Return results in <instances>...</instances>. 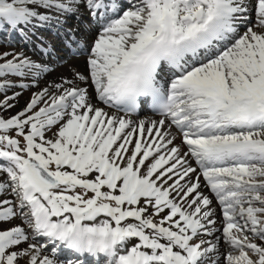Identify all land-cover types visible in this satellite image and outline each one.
Returning <instances> with one entry per match:
<instances>
[{
	"label": "snow or ice",
	"instance_id": "obj_1",
	"mask_svg": "<svg viewBox=\"0 0 264 264\" xmlns=\"http://www.w3.org/2000/svg\"><path fill=\"white\" fill-rule=\"evenodd\" d=\"M16 36L0 264H264V0H0Z\"/></svg>",
	"mask_w": 264,
	"mask_h": 264
},
{
	"label": "bare ground",
	"instance_id": "obj_2",
	"mask_svg": "<svg viewBox=\"0 0 264 264\" xmlns=\"http://www.w3.org/2000/svg\"><path fill=\"white\" fill-rule=\"evenodd\" d=\"M19 49H16V50H19ZM8 50H11V48H3V47L1 48L0 47V51H8ZM25 51H27V50H25ZM27 52H28L29 55H34L33 49H29L28 48V51ZM72 63H79L82 66V60L81 61H72ZM81 70H83V69L81 68ZM60 73H65L66 74V69L65 68H58L56 70V72L53 73V77L59 75ZM53 77H49V79H52ZM29 95H30V92L28 91L27 93H23V95L21 97H19V103L17 104L16 108L12 110L13 113L15 111H18L20 108H22L24 106V103L23 102L25 101V99H28L29 98ZM149 115H150V113H149ZM153 118H155V117H153Z\"/></svg>",
	"mask_w": 264,
	"mask_h": 264
},
{
	"label": "rangeland",
	"instance_id": "obj_3",
	"mask_svg": "<svg viewBox=\"0 0 264 264\" xmlns=\"http://www.w3.org/2000/svg\"><path fill=\"white\" fill-rule=\"evenodd\" d=\"M15 46V48L16 49H19V48H21V47H24L25 48V50H27L28 51V48L29 49H32V46H31V44H28L26 47L23 45V43H22V41H21V39H20V37L19 36H16V37H8L7 38V42H6V40H5V38H2V37H0V47L2 48H12V46ZM13 91H20V89H14ZM28 91H25L24 93H27ZM9 94H11V92H9ZM28 99H25V101L23 102L24 104L26 103V101H27ZM22 105V104H21Z\"/></svg>",
	"mask_w": 264,
	"mask_h": 264
}]
</instances>
